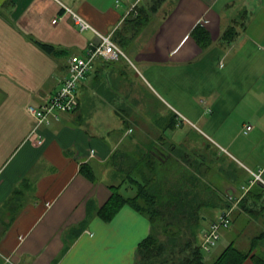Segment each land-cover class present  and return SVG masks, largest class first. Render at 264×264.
I'll return each mask as SVG.
<instances>
[{"label": "crops", "instance_id": "crops-1", "mask_svg": "<svg viewBox=\"0 0 264 264\" xmlns=\"http://www.w3.org/2000/svg\"><path fill=\"white\" fill-rule=\"evenodd\" d=\"M151 4L0 0V264L136 263L137 246L151 229L147 216L127 204L109 220L99 214L118 181L110 156L129 137L114 100L122 96L109 78L122 73L142 78L161 98L170 97L178 81L194 88L198 112L188 111L194 119L177 113L208 130L213 151L243 171L241 183L219 185L233 218L248 215L238 201L254 182L264 186V0H164L139 33L124 24L131 6L136 15ZM62 5L101 34L118 31L125 56L98 59L78 84L77 107L32 134L28 105L46 102L67 74L69 58L98 40L94 30L80 31ZM197 25L204 40L191 35ZM230 27L236 35L222 38ZM254 252L264 257V242L242 264H256Z\"/></svg>", "mask_w": 264, "mask_h": 264}, {"label": "trees", "instance_id": "trees-1", "mask_svg": "<svg viewBox=\"0 0 264 264\" xmlns=\"http://www.w3.org/2000/svg\"><path fill=\"white\" fill-rule=\"evenodd\" d=\"M163 1L152 0L147 11L139 7L136 15H133L134 12L132 15L129 13L124 24H128L136 34L139 33ZM197 33L203 36V40L207 37L205 30L199 25L193 28L191 35L195 36ZM235 35V29L230 27L222 38L231 40ZM111 38L119 43L118 31ZM200 44L204 45L202 42ZM41 46L46 51L53 50V45L41 43ZM98 59L111 61L98 56L93 65ZM155 146L138 142L132 149L120 148L111 154V167L118 181L111 185L112 194L99 210L101 217L109 220L120 207L127 204L147 216L151 229L137 246L135 264H242L264 242V230L253 236L248 250L238 248L237 244L230 242L211 261L207 260L209 252L201 245V231L204 221L212 217L214 209H225L222 214L232 206L219 183L224 179L228 183H241L243 171L232 159L233 163L230 165L219 163V167L213 168L214 163L224 156L215 151L210 152L211 158H207L205 154L191 158L189 154L195 152L189 153V147L183 146V150L179 152L177 145H170L171 155L167 160H162L153 153ZM87 168L86 165L81 167L84 171ZM212 169L216 171L214 174ZM263 198L264 186L254 182L238 201L239 210H245L252 217L264 214ZM247 199L251 200L250 205L245 204ZM205 210H210V215L204 214ZM229 218L231 224L230 213ZM216 220L218 218L210 222ZM251 257L256 264H264V257L259 254L254 252Z\"/></svg>", "mask_w": 264, "mask_h": 264}, {"label": "rangeland", "instance_id": "rangeland-1", "mask_svg": "<svg viewBox=\"0 0 264 264\" xmlns=\"http://www.w3.org/2000/svg\"><path fill=\"white\" fill-rule=\"evenodd\" d=\"M122 48L127 51L126 46ZM114 77L115 76H110L109 78L122 96L115 97L114 100L117 102L119 118H123L125 127H127V137L129 136L125 142L122 143V150L132 149L134 145L139 142L140 144L146 145L152 144V146L163 145L166 148H169L170 145H177L179 152L183 150V146H187L189 147L187 150L189 153L191 151L197 153H192L193 155L188 153L190 157H196L199 154L201 156L205 154L204 156L207 158L208 156L212 157L210 152L213 151L212 148L214 145L211 143L210 145L208 142L209 140L206 139L208 138L206 135H211V133L206 129L203 131L197 130L196 127H192L188 119V121L185 120L177 113L179 112L178 110H180L192 120L194 117L191 113L198 112L194 102V88L191 85L186 84L184 80L182 83L178 81V86L172 88L175 90L171 92L170 97L164 95L165 98H161L148 88L150 86L142 78H133L131 74L123 73L121 75L118 74L117 78ZM204 117L209 118L208 114ZM173 120L175 122H173ZM229 150L237 154V151L233 147ZM223 157L214 163L213 168L219 167V163L225 166L233 163L229 157L225 155ZM215 172L216 171L212 169V174ZM244 177L246 180L248 179L247 177H251V175L247 173V176ZM213 211L215 217L219 218L221 215L220 210L214 209ZM203 213L210 215V210H205ZM234 215V212L230 213L232 221L229 227L219 230L220 237L217 243L212 250L207 253L208 261H211L213 257L218 255L230 241L237 244L236 246L238 248L248 250L253 236H256L264 230L263 213H259L256 217L244 215L245 217H243V219L237 217L236 220L233 218ZM204 225L208 226L209 223L204 221Z\"/></svg>", "mask_w": 264, "mask_h": 264}, {"label": "built area", "instance_id": "built-area-1", "mask_svg": "<svg viewBox=\"0 0 264 264\" xmlns=\"http://www.w3.org/2000/svg\"><path fill=\"white\" fill-rule=\"evenodd\" d=\"M72 18L73 23L80 30H94L98 40L88 42L83 54H74L68 60L67 74L62 78L57 91L43 104L39 106L28 105V112L34 117L32 134L39 132L42 124H49L52 120L58 119L62 113L73 111L77 104V88L79 82L91 71L93 61L96 57L102 56L104 59L114 60L120 56H124L120 47L112 40L110 35H104L95 30L91 24L80 14L71 8L62 5ZM132 8L135 5L131 6ZM130 8V10L132 9ZM57 18L53 19L55 22ZM251 128L246 125V130ZM40 139V135H38ZM260 175L257 174L256 178ZM230 224L229 212L222 213L218 220L210 223L201 231L202 247L210 252L220 237L219 230L226 228Z\"/></svg>", "mask_w": 264, "mask_h": 264}, {"label": "flooded vegetation", "instance_id": "flooded-vegetation-1", "mask_svg": "<svg viewBox=\"0 0 264 264\" xmlns=\"http://www.w3.org/2000/svg\"><path fill=\"white\" fill-rule=\"evenodd\" d=\"M155 150H157V152H161L162 156L160 157L162 160H167L169 158V156L171 155V149L166 148L163 145H156L154 147ZM164 153V154H163Z\"/></svg>", "mask_w": 264, "mask_h": 264}, {"label": "water", "instance_id": "water-1", "mask_svg": "<svg viewBox=\"0 0 264 264\" xmlns=\"http://www.w3.org/2000/svg\"><path fill=\"white\" fill-rule=\"evenodd\" d=\"M153 153L158 156L159 158L162 156V153L161 152H157V150H153ZM164 154V153H163ZM205 218V217H204Z\"/></svg>", "mask_w": 264, "mask_h": 264}, {"label": "clouds", "instance_id": "clouds-1", "mask_svg": "<svg viewBox=\"0 0 264 264\" xmlns=\"http://www.w3.org/2000/svg\"><path fill=\"white\" fill-rule=\"evenodd\" d=\"M121 49V48H120Z\"/></svg>", "mask_w": 264, "mask_h": 264}]
</instances>
